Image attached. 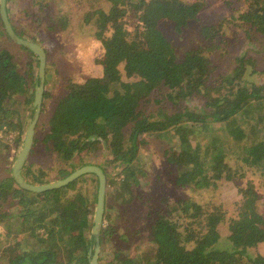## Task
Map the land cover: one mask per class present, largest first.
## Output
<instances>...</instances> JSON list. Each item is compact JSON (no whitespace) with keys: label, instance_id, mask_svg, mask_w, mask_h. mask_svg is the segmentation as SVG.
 I'll use <instances>...</instances> for the list:
<instances>
[{"label":"trees","instance_id":"obj_1","mask_svg":"<svg viewBox=\"0 0 264 264\" xmlns=\"http://www.w3.org/2000/svg\"><path fill=\"white\" fill-rule=\"evenodd\" d=\"M106 4L105 8L87 12L84 20L95 19L96 27L92 33L101 43L109 73L66 85L47 117L46 131L42 132L44 125L36 124L40 128L34 134L21 171L28 183L45 184L49 182L48 176L62 178L83 165L93 164L86 157L100 149L105 150L110 158L98 165L107 178V185L112 188L106 191L103 220L108 224L101 229L100 245L110 240L113 234L109 210L113 208L112 203L127 204L134 198V186L139 184L134 175L138 170L131 168V164L141 144L138 141L140 134L170 133L176 126L187 122L188 139L178 143L187 159L168 158L176 167L174 182L182 187L208 186L222 177L233 180L244 175L231 170L223 159L224 153L216 150L212 152L214 165L206 168L201 142L193 133L209 123H221L224 137L234 147L235 157L246 167L257 171L264 183V78L255 76H264V68L259 69L257 60L247 54L251 48L230 56L234 67L229 71H217L209 54H203V47L189 49L178 59L174 47L158 27L162 19L172 22L177 30L190 21H197L202 7L200 1L106 0ZM242 4L237 19L244 26L248 39H252V30L264 37V0H242ZM129 14L137 19L132 29L127 24L126 16ZM58 18L67 20L64 15L49 19L55 21ZM52 22L47 25L49 28ZM0 27V35H6L15 44L6 33L1 18ZM12 27L18 31L15 25ZM16 33L21 37L27 34L25 29ZM29 34L31 36L25 38L35 39V34ZM201 34L206 39L219 38L220 43L228 44L222 38L224 32H221V27L202 26ZM21 47L30 51L24 45ZM262 47L264 50V44ZM218 48L222 55L225 49ZM120 65L131 80L122 82L121 90H112L109 81L119 78ZM187 71L195 75V84L187 81ZM22 79L13 53L6 47H0V130L16 131L17 145L23 138L22 121L18 116L14 117L18 112L8 105ZM33 80L31 73L28 81L33 86L26 98L28 104L33 102L38 73L35 82ZM163 87H166L162 92L163 101L178 109L164 119H151L140 106L153 91ZM45 94L41 113H45ZM184 94L192 98V103L182 102ZM5 145L0 140V150ZM38 145L63 161L54 175H49V170L55 166L46 167L32 159L37 154ZM5 163L1 164L4 169L0 176V239L7 238L8 241L12 233L18 235L16 240L8 241L0 248L2 253L6 245L12 244L13 251L9 252L7 259L5 257V264H89V249L94 246L91 231L93 211L88 208L75 211L69 201V192L89 176L94 189L92 201H96L97 176L85 173L60 188L33 192L21 188L14 181L9 173L10 166ZM109 164L114 169L122 166L124 176L116 184L108 177L106 165ZM67 166L69 171L65 169ZM237 190L241 196L235 202L236 215L228 222L229 234L223 236L218 232L221 212L208 210L192 201L183 214L177 202L165 214L155 210L149 213H155L148 233L156 243L152 258L139 257L140 263L131 255L115 252L105 264H264V255L253 254L249 250L264 242V216L257 207L258 193L250 180L245 182L244 188L237 186ZM13 198L18 201L13 202ZM5 201L7 207L3 206ZM14 207H21L19 215L11 212ZM174 209L176 213L173 215ZM26 212L30 215L27 222L23 217ZM40 229L43 233L38 232ZM24 242L28 248L23 247Z\"/></svg>","mask_w":264,"mask_h":264},{"label":"rangeland","instance_id":"obj_2","mask_svg":"<svg viewBox=\"0 0 264 264\" xmlns=\"http://www.w3.org/2000/svg\"><path fill=\"white\" fill-rule=\"evenodd\" d=\"M183 1H200L202 3L197 21H190L186 26L180 28V30H177L173 23L167 19H162L158 22L159 29L174 47L178 59H181L189 49L203 47V54H209L210 59L217 66V71H229L234 67L233 58L230 56L244 52V48H251L247 54L257 60V67L259 69L264 68V50L262 47L264 37L252 30L253 36L249 40L245 34L244 26L237 19L238 14L241 12L240 10L243 8L242 0ZM18 2L26 7L25 13L21 15L23 25L27 24V27H29L26 31V37L28 35L31 36L29 33L35 34V39L29 37L28 39L36 42L46 51L43 91V93L46 92V96L43 99L45 113L40 112L37 120L38 126L39 124L44 125L42 131L44 133L46 131L47 117L52 112L59 94L64 91L68 83L81 82L91 76L103 77L109 73L108 64L103 57L101 43L92 33L96 27L94 23L95 19L92 18L88 22L84 20L87 12H91L97 8H105L107 4L106 0H19ZM11 7L12 0L9 1V10H11ZM27 9L30 11L28 12ZM63 15L64 17L67 16L66 21H61L58 18L55 21L51 20L53 21V28L47 26L51 24L49 18L55 19L57 16ZM126 19L128 28L130 29L137 24V19L133 14L127 15ZM60 24L62 26L58 27ZM212 25L221 27V32H224L222 38H225L229 45L220 43L219 38H216L217 40H209L203 37L201 27ZM15 27V29H18L17 26ZM39 38L40 42H37L36 39ZM247 41H251L252 43H248ZM246 42L248 44H245ZM213 44L217 46L215 47ZM0 47H6L13 53L17 68L23 76L20 85L14 89V94L8 106L18 112L14 117L18 116L22 121L23 131L21 136L24 137L25 130L31 122L34 113L33 102L31 104L26 102L27 96L32 92L31 86H33L30 85L28 80L29 75L32 73V77H34L33 82H35V76L38 73V57L32 51L30 52L21 47L20 44L10 42L4 34L0 35ZM207 47H211V49L208 50ZM218 47L225 49L222 55L220 54L221 49ZM118 69L119 78L109 81V86L112 90H121V83L131 80V78L125 75L123 65H120ZM255 76H258L257 78L260 79L264 78L262 75L256 74ZM186 79L191 84H195L196 82L195 75L191 71L186 72ZM165 89L166 87H163L161 90L153 91L140 106L144 114L151 119H164L166 115L174 113L178 109L177 106L163 101L162 92ZM156 98L158 99L156 100ZM183 99L182 102L186 104L192 103V98L188 94H184ZM38 128L40 127H36L35 132ZM187 128L188 123L185 122L176 126L170 133H145L138 136V141L141 144H139L136 159L133 160L131 168L138 170L134 178L136 181L138 180L139 184L134 186V198L130 203H122L121 205L112 203L113 208H108L112 214L111 224L113 234L110 240L108 239L101 243L98 253V264H105L106 261L114 256L115 252L131 255L134 259L138 260L142 256L152 258L156 243L150 239L148 233L150 228L149 223L154 219L155 213H149L151 210H155L157 213L165 214L170 206L175 203L177 204V202V205L183 210V212L181 211L183 214H186L185 212L188 210L189 203H192V201L198 202L208 210L214 209V211L221 212L222 221L218 225V232L223 236L229 234L228 222L235 217V202L241 196L237 190V186L244 188L245 182L249 180L253 182L258 193L257 207L259 212L264 216V183L262 178L257 171L246 167V164L235 157V154L232 152L234 147L224 137L225 133L222 131L221 123H209L202 126L201 129L197 128L193 133L201 142L206 168L210 169L211 165H214L212 164V152L216 150L217 152H223L225 163L228 164L231 170L244 174L243 177L241 179L234 177L233 180L222 177L219 180L213 181L214 185L208 186L188 185L182 187L175 184L176 167L168 161V158L183 161L187 159V154L178 147L179 141L183 142L188 139ZM16 136V131L5 132L0 130V140L6 144L4 147H1L0 158L3 159H0V161L6 162L5 164L9 165L10 169L21 148L22 141L17 145ZM36 152L37 154L32 158L36 163H40L46 167L55 166L51 171L49 170V175H54L57 168L63 165L62 160L57 159L55 155H50V152H45L42 145H38ZM107 155L105 150L102 151L100 149L97 152L89 154L86 159L98 165V163L102 164L105 162L106 158H110ZM2 162H0V176H2L1 173L4 169L1 166ZM106 168L109 171L108 177L112 178L115 184L122 180L124 176L122 166L114 169L113 165L109 164L106 165ZM65 169L66 171L70 170L68 166ZM9 173L11 175L10 170ZM48 177L49 182L60 179H54V176ZM111 188L110 184L107 185L106 178L105 199L106 191L111 190ZM93 190L92 180L89 176H86L79 183L75 184L69 192L71 195L69 201L73 209L77 212L86 208L90 209V211H93L92 220L96 206V201H92ZM12 201L17 202L18 200L13 198ZM109 201L110 199L108 198ZM3 206L7 207L8 203L5 201ZM26 208L28 207H24V209ZM11 209V212L15 215H19L20 211L18 210H21V207ZM175 210L173 211V215L176 213ZM23 217L26 222L30 220L28 213ZM107 224L108 222L103 220L101 229ZM1 230L2 227L0 226ZM139 230H141V233H139ZM38 232L43 233L41 229ZM17 237V234L12 233L8 241H14ZM6 239H0V248L4 247L6 242H8ZM11 246L12 244L10 246L6 245L4 251L0 252V264H5V257L7 259L9 252L13 251ZM27 246L29 245L24 242L23 247L28 248ZM249 250H252L253 254L260 253L264 255V242Z\"/></svg>","mask_w":264,"mask_h":264},{"label":"water","instance_id":"obj_3","mask_svg":"<svg viewBox=\"0 0 264 264\" xmlns=\"http://www.w3.org/2000/svg\"><path fill=\"white\" fill-rule=\"evenodd\" d=\"M0 18L3 23L4 29L8 34V36L10 37V39L16 44L26 46L30 51H32L38 57V83L35 85L34 97H33L34 113L31 122L28 124V127L25 130L24 137L21 143V148L18 151L11 166L10 169L11 176L21 188L33 192H42L46 190L60 188L61 186H64L72 182L77 177L85 173H94L97 176L98 188H97V196H96V206L93 216V225L91 228L92 235L94 237V246L93 248L89 249V256H90L89 264H98V253L100 250V229L103 221V212H104L106 176L100 166L95 164H86L75 169L65 177L47 182L45 184L34 185L28 183L24 179L21 171L29 155L30 149L32 147L36 124L41 111L42 97L44 91L46 52L43 49V47L40 46L39 44L30 41L25 37H21L16 33L7 15L6 0H0Z\"/></svg>","mask_w":264,"mask_h":264},{"label":"crops","instance_id":"obj_4","mask_svg":"<svg viewBox=\"0 0 264 264\" xmlns=\"http://www.w3.org/2000/svg\"><path fill=\"white\" fill-rule=\"evenodd\" d=\"M9 1H11V0H6V9H7V15H8V18L10 20L11 25L12 26L15 25L18 27V29H16L18 31H16V32H19L21 29H25V31H27L29 29V27H27V24L23 25L24 23H23V20L21 18V15L25 13L26 7L21 5V3L18 2L19 0H12V7H11V10H9ZM21 10H22V12H21ZM27 11L29 12L30 10L27 9ZM19 12H21V13H19ZM24 37H26V36H24ZM39 40H40V38L36 39V41H38V42H39Z\"/></svg>","mask_w":264,"mask_h":264}]
</instances>
